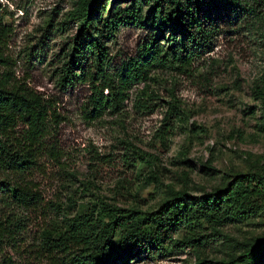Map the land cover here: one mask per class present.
Returning <instances> with one entry per match:
<instances>
[{"label":"rangeland","instance_id":"obj_1","mask_svg":"<svg viewBox=\"0 0 264 264\" xmlns=\"http://www.w3.org/2000/svg\"><path fill=\"white\" fill-rule=\"evenodd\" d=\"M84 1L0 0V79L21 83L46 101L48 137L30 175L38 203L15 211L21 230L14 246L0 247V264L8 257L51 264L33 250L51 221L84 216L100 232L114 215L155 209L171 190L199 195L241 179L261 189L247 194L242 213L218 221L212 212L191 215L162 254L129 260L227 263L264 232V1L243 18L232 14L220 22L210 50L189 65L178 66L169 54L152 62L119 108L95 117L89 111L97 80L60 79ZM152 1L100 0L94 7L87 28L107 53L106 74H115L145 43L164 53L169 23L151 11ZM130 10L138 23L109 28L107 20ZM25 128L17 124V133Z\"/></svg>","mask_w":264,"mask_h":264},{"label":"trees","instance_id":"obj_2","mask_svg":"<svg viewBox=\"0 0 264 264\" xmlns=\"http://www.w3.org/2000/svg\"><path fill=\"white\" fill-rule=\"evenodd\" d=\"M263 1L153 0L151 11L169 23L164 53L160 55L158 49L152 50L151 43H145L135 57L122 61L115 74L110 75L104 71L107 53L87 28L88 17L100 0H85L78 15L70 61L60 79L63 82L73 78L87 80L92 84L97 80L98 87L93 90L96 97L91 99L89 113L99 116L102 109L119 108L123 104L127 90L147 77L152 62L161 61L169 54L178 66L189 65L193 56L210 50L214 36L220 32V22L232 18V14L235 19L243 18L241 14L257 11L255 6H260ZM222 9L229 14L225 15L227 12ZM107 22L109 28L114 24H136L138 16L130 10ZM88 57H92L91 66L87 64ZM74 69L78 74L73 72ZM69 73L73 77H69ZM103 90L106 91L104 95ZM46 120L47 104L41 96L21 83L0 79V247L15 245L22 225L15 211L33 209L38 203L37 194L30 186V175L41 149L46 147ZM19 123L26 126L21 133L16 130ZM248 186L237 179L232 184L199 195L171 190L169 197L155 209L114 215L102 224L100 232H93L84 216L51 221L40 231L37 247L33 250L35 256L43 257L51 264H131L129 260L140 254H162L171 234L191 215L201 218L212 212V218L218 221L223 215L242 213L247 194L257 196L261 191ZM115 235L117 241L112 245ZM3 262L19 264L9 257ZM220 263L264 264V232L244 243L242 251L231 256L227 263Z\"/></svg>","mask_w":264,"mask_h":264}]
</instances>
